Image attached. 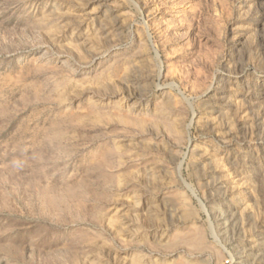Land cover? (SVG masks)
Returning <instances> with one entry per match:
<instances>
[{
  "label": "rangeland",
  "instance_id": "1",
  "mask_svg": "<svg viewBox=\"0 0 264 264\" xmlns=\"http://www.w3.org/2000/svg\"><path fill=\"white\" fill-rule=\"evenodd\" d=\"M0 264H264V0H0Z\"/></svg>",
  "mask_w": 264,
  "mask_h": 264
}]
</instances>
